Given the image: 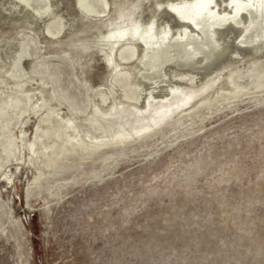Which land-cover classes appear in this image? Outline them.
I'll use <instances>...</instances> for the list:
<instances>
[{
    "label": "rangeland",
    "instance_id": "374dc122",
    "mask_svg": "<svg viewBox=\"0 0 264 264\" xmlns=\"http://www.w3.org/2000/svg\"><path fill=\"white\" fill-rule=\"evenodd\" d=\"M4 1L0 0V38L4 36L0 40L12 41L24 27L39 33V39L29 34L33 40L24 48L29 55L16 58L20 66L17 61L9 66L21 73L39 71L35 55L44 41L43 21L62 19L67 24L60 44L53 46L68 54L79 36L82 40L94 32L84 36L85 30L95 23L102 28L114 16V0H104L108 8L93 2L97 14L83 22L73 0H48L51 17L43 21L33 20L29 10L5 12ZM32 4L41 6L39 0ZM148 7L144 2V19ZM157 20L178 24L164 11ZM131 47L133 55L122 47L116 51L125 71L135 65L138 49ZM0 49V60L9 63L8 49ZM91 57L85 66L87 53L79 51L71 78L67 64L44 59L54 85L39 79L18 85L0 78V98L29 99L12 129L18 156L0 164V264H264V104L252 105L249 98L227 99L174 124L179 117L169 119V114L152 131L127 141L118 154H108L105 168L93 162L77 169L68 162L71 168L66 173L55 179L47 175L43 188H36L32 180L38 160L31 149L41 117L47 113L57 117L75 139L84 129L92 130L85 121L93 102H113L127 112L134 102L119 104L121 98L138 97L139 90L129 91L127 77H114L104 87L108 95L102 104L101 95L83 85V76L96 85L106 70L99 53ZM252 58L242 61L257 55ZM242 68L239 72L246 73L249 67ZM169 74L175 79L173 71ZM114 114L111 110L108 117ZM111 144L118 148L116 141Z\"/></svg>",
    "mask_w": 264,
    "mask_h": 264
},
{
    "label": "bare ground",
    "instance_id": "6f19581e",
    "mask_svg": "<svg viewBox=\"0 0 264 264\" xmlns=\"http://www.w3.org/2000/svg\"><path fill=\"white\" fill-rule=\"evenodd\" d=\"M32 1L5 0L3 10L8 13L29 10L35 21L51 17L48 0H39V8H34ZM93 2L101 7H109L104 0H73L74 8L82 15L79 19L81 22L96 13ZM144 2L149 5L145 19L142 16ZM111 7L113 18L104 22L102 28L95 23L85 30L84 36L92 29L94 32L88 34L89 38L82 37V40H79V36L68 54L65 49L53 46L60 44V35L67 24L62 23V19L58 23L52 20L50 24L43 21L40 29L43 28L44 41L35 55V68H39L37 72L29 70L21 73L16 67L9 69L14 61L20 66L21 60H16L18 55L25 57L27 52L24 48L33 40L29 34L35 35L31 29L24 27L28 30L17 31L12 41L8 36L5 37L8 41L0 40V43L5 42L1 46L8 49L5 58L9 62L0 60V78L5 76L18 85L33 79L53 84L55 78L49 72V66H43L44 59L48 62L52 60L55 65L67 64L71 70L68 75L73 77V66L77 65L75 58L79 51H84L87 53L85 66L92 53H99L105 64L106 70L98 84L92 85L83 76L85 88L96 96L101 95L102 104L107 98L105 94L108 95L104 87L112 83L114 77H127L132 84L129 89L132 94L139 90L138 97L123 96L120 100L119 104L133 100L132 111L119 110L113 102L107 105L93 102L89 105L90 113L85 126L93 132L84 129L83 135L75 139L57 117L50 113L41 117L31 149L38 160L32 180L37 189L43 188L47 175L55 179L66 173L71 168L68 162L77 169L93 162L105 168L108 154H118L127 141L138 140L173 116L179 118L171 124L191 118L207 106L223 105L222 101L239 97L249 98V103L255 102L252 105L264 104V0H134L130 3L114 0ZM161 11L169 14L178 24L171 26L158 21L157 16ZM68 26L71 27V23ZM37 35L35 38L39 39ZM35 42L32 43L34 47ZM131 46L138 49L132 61L135 65H132L131 71H125L121 68L122 61L116 60V51L122 47L127 55H133ZM13 47L15 49L11 51ZM255 55V60L242 61L246 57L253 59ZM67 60L73 61V64ZM242 67H249L248 71L242 73ZM239 68H242V72H239ZM169 71L175 73V79ZM245 75L249 78L247 81L244 80ZM28 100L11 96L0 98V164L18 156L12 129L17 117L24 113ZM111 110L115 114L108 117ZM113 141H116L118 148L112 147Z\"/></svg>",
    "mask_w": 264,
    "mask_h": 264
}]
</instances>
